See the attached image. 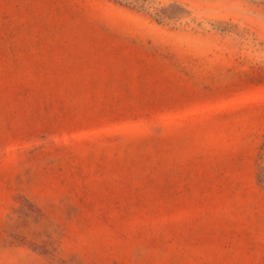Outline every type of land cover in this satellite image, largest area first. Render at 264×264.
<instances>
[{
	"label": "rangeland",
	"instance_id": "rangeland-1",
	"mask_svg": "<svg viewBox=\"0 0 264 264\" xmlns=\"http://www.w3.org/2000/svg\"><path fill=\"white\" fill-rule=\"evenodd\" d=\"M0 264H264V0H0Z\"/></svg>",
	"mask_w": 264,
	"mask_h": 264
}]
</instances>
